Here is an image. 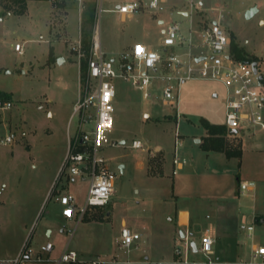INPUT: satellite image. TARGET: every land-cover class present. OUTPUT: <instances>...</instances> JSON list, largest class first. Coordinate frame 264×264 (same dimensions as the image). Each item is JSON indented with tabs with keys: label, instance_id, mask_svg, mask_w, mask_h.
<instances>
[{
	"label": "rangeland",
	"instance_id": "obj_1",
	"mask_svg": "<svg viewBox=\"0 0 264 264\" xmlns=\"http://www.w3.org/2000/svg\"><path fill=\"white\" fill-rule=\"evenodd\" d=\"M132 1L83 0L82 8L79 0L30 1L23 16L0 8V93L12 97V107L0 110V135L14 136L12 144L0 146V259L16 257L27 242L34 252L50 242L53 252L40 256L51 262L28 264H57L66 249L86 264L94 259L103 264H191L205 259L189 243L200 246L211 225L219 229L217 264H248L253 246H264V134L250 130L227 136L229 149L239 148L244 138L240 159L208 155L201 148L206 135L201 120L225 123L226 89L215 81L190 82L181 88L176 107L164 101L159 83L145 99L130 83L114 79L109 139L117 146L99 153L117 176L114 193L107 207L87 213L89 222L86 218L75 226L60 217L56 196L73 195L82 207L90 186L60 175L79 128L74 105L85 61L68 40H78L89 9L93 35L96 31L107 59H118L137 44L161 51L162 31L170 22L180 25L186 40L176 52L206 54L199 47L201 33L217 22L264 76V0H166L157 16L145 11L123 18L115 12ZM189 39L195 46L191 50ZM52 47L60 56L53 65L47 62ZM91 129L86 125L82 132ZM176 137L182 141L177 156L186 164L172 176ZM134 140L143 148L132 149ZM242 183L251 188L242 193ZM249 226L254 229L250 236ZM124 227L141 236L129 253L118 245Z\"/></svg>",
	"mask_w": 264,
	"mask_h": 264
},
{
	"label": "built area",
	"instance_id": "obj_2",
	"mask_svg": "<svg viewBox=\"0 0 264 264\" xmlns=\"http://www.w3.org/2000/svg\"><path fill=\"white\" fill-rule=\"evenodd\" d=\"M49 1L57 4L62 0ZM165 2L166 0H150L144 4L136 0L120 5L115 12L121 16L135 15L143 11L159 14L163 11ZM79 4L82 8V0H79ZM189 15L186 13V16ZM201 39L202 44L199 47L205 48L208 53L197 55L189 51L179 54L175 49L184 48L186 40L181 34L180 25L170 22L161 41L163 48L161 51L153 50L144 44H137L131 50L121 53L118 59H107L96 31L89 53L84 51L81 39L74 45L73 50L79 59L84 58L87 68L85 78L80 80L79 98L74 105V116L79 119L78 132L69 144L60 175L67 173L72 180L79 178L88 181L90 186L86 203L82 207L78 206L73 195L66 194L56 198L65 219L72 220L79 217V221H82L91 209L107 207L114 193L117 176L109 168L108 160L99 153L106 147L117 146L109 139L114 126L113 102L116 91L113 81L116 78L123 79L142 91L145 99L152 97L150 90L155 83H159L164 101L176 107L181 88L190 82H219L226 89L224 125L228 131H236V134L231 136L250 130L264 134V76L260 75L257 66V73L254 72L253 62L239 61L234 57L230 51L232 40L219 23L206 26L201 33ZM187 48L188 50L195 48L191 39L187 41ZM15 50L21 53L22 46L16 44ZM11 107V101L0 100V110H9ZM86 125H92V129L82 132V128ZM13 142L14 136L0 135V146L10 145ZM181 146L182 141L176 137L175 156L172 162L173 176H176L186 164L185 159L177 156V150ZM131 148L140 149L143 145L140 141L134 140ZM250 188L246 183L240 185L242 193ZM247 231L250 236L254 229L249 226ZM140 237L139 234L132 233L130 229L124 227L118 243L120 250L129 253ZM188 246L193 251L191 243ZM53 250V244L48 242L34 252L27 242L16 257L1 258L0 264L51 262L49 259H42L40 255L50 254ZM197 250L205 260L191 264H217L213 260L214 240L210 234L203 235ZM177 253L180 254L179 251ZM61 263L86 264L76 252L68 250H65L57 264ZM88 264H103V262L94 259ZM248 264H264V246L252 250Z\"/></svg>",
	"mask_w": 264,
	"mask_h": 264
},
{
	"label": "trees",
	"instance_id": "obj_3",
	"mask_svg": "<svg viewBox=\"0 0 264 264\" xmlns=\"http://www.w3.org/2000/svg\"><path fill=\"white\" fill-rule=\"evenodd\" d=\"M29 1H49V0H0V4L2 5V8L5 10H8L9 13L23 16L27 9V3ZM9 4H12L13 8H10ZM10 10V11H9ZM86 19L82 22V46L84 51L89 53V50L92 46V38H93V31L92 28L94 26V14L91 9L88 11ZM85 28V29H84ZM231 53L234 55V57L239 61H245V62H253L255 59L247 55L239 46L235 44V42L232 40L231 42ZM56 61V58L54 57L53 50L51 48L49 58H48V64H52ZM256 63V62H254ZM86 68L87 64L86 61L83 62V65L80 70L81 79L83 80L86 75ZM0 100L1 101H12V97L9 94L6 93H0ZM201 124L204 127L205 131L207 132V137L205 138L203 144L201 145V148L205 152H218L225 154L226 158H241L242 157V151L241 148L237 149H229V145L227 143V136L229 134V131L224 125H214L209 123L207 120L202 119ZM87 214L84 217V220L87 218ZM259 221V219H257ZM91 221L87 218V222Z\"/></svg>",
	"mask_w": 264,
	"mask_h": 264
},
{
	"label": "crops",
	"instance_id": "obj_4",
	"mask_svg": "<svg viewBox=\"0 0 264 264\" xmlns=\"http://www.w3.org/2000/svg\"><path fill=\"white\" fill-rule=\"evenodd\" d=\"M63 1H65V0H62L61 2H63ZM66 1H68V0H66ZM83 1V0H82ZM42 2V1H41ZM48 4L50 3L49 1H46ZM167 2V1H166ZM30 3V1L27 3V9H26V12H25V14L24 15H26L27 14V12H28V4ZM79 7H80V4H79ZM0 8L2 9V5L0 4ZM145 11H143V12H141V13H144ZM66 16L65 17H67V14H68V8L66 9ZM140 14V13H139ZM183 16H186V13H181ZM153 16H157V14H153ZM123 18H126V16H122ZM50 20H51V17L49 18ZM50 20H49V22H50ZM159 24L160 25H164L165 24V22H166V20L165 19H159ZM164 32H165V30H163L162 31V33L164 34ZM81 37H82V34L79 36V38H78V40L77 41H72V40H68L70 43H72V44H77L79 41H80V39H81ZM232 40V39H231ZM56 41V40H55ZM57 42H62V41H60V40H57ZM232 42V41H231ZM149 47V46H148ZM133 48V46L131 47V48H129L128 50H131ZM150 48V47H149ZM54 48L52 47V50H53ZM101 49H102V47H101ZM128 50H126V51H128ZM125 52V51H124ZM53 53H54V51H53ZM104 53V52H103ZM121 53H123V52H121ZM70 55L72 56V54H71V52H70ZM54 57L56 58V60L57 59H59L60 58V56L59 55H56L55 53H54ZM64 60H66V59H64ZM62 62H63V60H62ZM51 65H53V63L51 64ZM79 70H80V67H79ZM79 88H80V85H79ZM208 121V120H207ZM209 122V121H208ZM210 123V122H209ZM212 124V123H211ZM214 125H218V124H214ZM225 126V125H224ZM205 133H206V135H205V137L204 138H206L208 135H207V132L205 131ZM242 134V133H241ZM240 134V135H241ZM228 135H232L231 133H230V131H229V134ZM235 135V134H234ZM243 140H244V138H243ZM243 140H242V142H241V145L243 144ZM198 143V142H197ZM241 145H240V148H241V151H242V147H241ZM208 155H213V154H223V153H218V152H206ZM223 155H225V154H223ZM173 164V163H172ZM173 169H174V167H173ZM182 171V170H181ZM172 172H173V170H172ZM173 176V175H172ZM58 197V195L56 196V198ZM56 198H55V202L56 203H58L57 201H56ZM40 208H41V206H40ZM39 208V209H40ZM188 209V208H187ZM219 209H222L221 207H219ZM188 211L191 213V210H189L188 209ZM60 217L62 218V220H64L65 222H67V223H74L75 224V226H77V225H79V224H81L83 221H85L84 219L82 220V221H79V217H75L74 219H72V220H68V219H65L63 216H62V214H60ZM207 219H209L208 217H207ZM263 222H264V220H263ZM50 234V232L48 233V235ZM190 234L192 235V232H191V227H190ZM205 234H210L211 236H212V238H213V240H214V244H215V242H217L218 240H219V238H220V236H219V229L216 227V226H213V225H211L208 229H207V231L206 232H204L203 233V235H205ZM228 235H229V231H227V233H226V235H224V236H227L228 237ZM185 236V234H183L182 235V237H184ZM192 243V242H191ZM256 247H259V246H257V245H254L253 246V248H252V250L254 249V248H256ZM67 250V249H66ZM65 252V251H64ZM251 253H252V251H251ZM79 255V254H78ZM88 264V263H87Z\"/></svg>",
	"mask_w": 264,
	"mask_h": 264
},
{
	"label": "water",
	"instance_id": "obj_5",
	"mask_svg": "<svg viewBox=\"0 0 264 264\" xmlns=\"http://www.w3.org/2000/svg\"><path fill=\"white\" fill-rule=\"evenodd\" d=\"M254 12H255V10H251V11H249L248 14H247V17H248V18L251 17V16L254 14ZM256 66H257V63H253V67H254V72H255V73H257ZM230 133H231L232 135H234V134H236V131H230ZM198 142H199V141H198ZM191 247H192V250H193L194 253H197V252H198V250H197V245H196L194 242L191 243Z\"/></svg>",
	"mask_w": 264,
	"mask_h": 264
}]
</instances>
